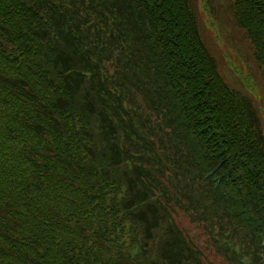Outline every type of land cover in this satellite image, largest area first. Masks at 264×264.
<instances>
[{
    "label": "trees",
    "instance_id": "1",
    "mask_svg": "<svg viewBox=\"0 0 264 264\" xmlns=\"http://www.w3.org/2000/svg\"><path fill=\"white\" fill-rule=\"evenodd\" d=\"M191 4L0 0V264H264L263 122Z\"/></svg>",
    "mask_w": 264,
    "mask_h": 264
},
{
    "label": "rangeland",
    "instance_id": "2",
    "mask_svg": "<svg viewBox=\"0 0 264 264\" xmlns=\"http://www.w3.org/2000/svg\"><path fill=\"white\" fill-rule=\"evenodd\" d=\"M231 0H191L195 10L201 39L214 57L223 80L233 89L244 93L255 106L263 122L264 131V76L252 56L243 32L231 19ZM213 7L210 14L203 12L204 3ZM231 67H228L229 65ZM176 221L199 244L203 243L200 228L190 224L184 215L178 214ZM210 264H224L214 255H209Z\"/></svg>",
    "mask_w": 264,
    "mask_h": 264
}]
</instances>
